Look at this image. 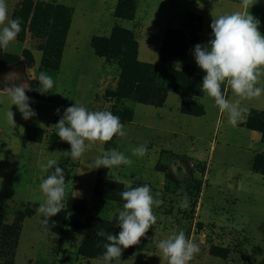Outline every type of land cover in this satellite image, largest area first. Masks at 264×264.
Listing matches in <instances>:
<instances>
[{"label":"rangeland","instance_id":"rangeland-1","mask_svg":"<svg viewBox=\"0 0 264 264\" xmlns=\"http://www.w3.org/2000/svg\"><path fill=\"white\" fill-rule=\"evenodd\" d=\"M162 3L171 0H7L10 18L21 20L22 31L6 50L0 49V264H100L108 241L96 233L120 232L109 226L118 222L125 203L121 192L126 189L117 178L131 179L133 187L146 184L163 201L154 208L157 223L139 245L123 250L121 264H167L157 243L181 230L200 247L190 264H264V119H259L264 95L242 101L248 112L236 125L207 95V112L199 105L207 117L194 118L201 117L193 114L194 95H183L188 86L195 93L196 81L185 78L193 70L176 65L186 50H194L196 37L186 34L177 41L180 33L168 30L167 63H161L155 48L150 52L153 64L139 60V43L142 54L146 41L160 36L153 27L179 26L158 7ZM254 3L247 11L260 21L264 34V0ZM237 7L223 11L230 14ZM214 12L221 11L210 12L211 23ZM175 70L184 74L174 77ZM40 72L54 80L43 94L37 91ZM10 73L18 75L15 83L26 82L30 107L37 113L32 119L25 120L7 99L5 89L17 79L4 80ZM258 86L264 87V78ZM152 87L177 93L167 104L169 120L175 121H162L159 108L167 99L161 107L138 101L137 94ZM229 91L228 99H239ZM180 95L181 112L175 99ZM75 103L112 112L127 135L96 142L79 160L64 156L71 146L53 126ZM11 108L15 125L5 117ZM141 144L147 145V154L131 156V149ZM113 148L133 164L95 169V159ZM249 151L257 154L252 181L244 177ZM49 158L63 169L67 187L61 213L45 227L36 210L44 200L39 185L54 171L40 170ZM241 179L244 192L238 193ZM185 194L188 207L181 208ZM142 245L137 254H126Z\"/></svg>","mask_w":264,"mask_h":264},{"label":"clouds","instance_id":"clouds-1","mask_svg":"<svg viewBox=\"0 0 264 264\" xmlns=\"http://www.w3.org/2000/svg\"><path fill=\"white\" fill-rule=\"evenodd\" d=\"M254 5V0H242L244 11L213 17V38L207 45L197 44L194 48L196 63L206 73L201 91L214 101L221 114H227L228 123L232 125L241 121L248 112L242 101L264 95V87L258 86L264 78V34L260 31V21L247 11ZM21 31V20L10 18L7 0H0V49L6 50L17 40ZM12 76L17 79L5 89L7 99L12 107L18 108L25 120L32 119L37 113L30 107L32 101L26 95V82L15 83L19 79L16 73L8 74L4 80ZM38 80L41 88L37 91L41 94L54 87L53 78L46 72H40ZM229 90L239 99H228ZM192 99L197 103L201 102L200 97L193 96ZM57 112L59 113V110ZM5 117L9 123L15 125L12 108L6 111ZM53 127L57 129L56 135L60 140L71 146L70 151H64L62 154L70 156L74 161L79 160L96 142L103 144L110 142L114 137L127 135L118 116L110 111H90L79 103L65 109L63 117ZM147 152V145L141 144L131 149V156L142 158ZM57 164L55 158H49L46 163L40 165V170L44 173L54 168L39 185L44 200L36 211L38 215L43 216L41 223L45 227L49 224V218L52 219L61 213L66 197L64 171ZM132 164L130 156L114 148L103 151L94 161L95 169H113ZM117 182L123 184L126 189L121 192L125 203L123 210L118 214L117 226L120 232L118 235L96 233L108 241L104 245L106 251L98 258L100 264H112V261L121 264L123 250L141 243L157 223L154 208L163 204L158 198L160 193L157 192L154 196L146 184L133 187L131 179L121 178H117ZM179 206L188 207L187 194ZM157 248L167 264H190L200 252L199 245L182 230L159 240Z\"/></svg>","mask_w":264,"mask_h":264},{"label":"crops","instance_id":"crops-1","mask_svg":"<svg viewBox=\"0 0 264 264\" xmlns=\"http://www.w3.org/2000/svg\"><path fill=\"white\" fill-rule=\"evenodd\" d=\"M212 1L213 0H171L170 5H166L164 3L159 5L158 7L160 9H162L165 14L169 15L171 20H173L175 23H177V20H178L179 26H174L173 28L160 27L157 29H155L153 27V30L159 32L160 36L157 39H155V38L150 39L149 38L147 40L146 38L145 39L142 38L144 40H147L146 41L147 45L144 46V50H143L144 53H142L143 54L142 55L141 54V46H140L141 43H139L140 44L139 45V60L141 62H144V63L153 64L150 60V58H151L150 52H151V48H155V54L156 55L158 54L161 63H163V61L161 60V51H162V48H163L164 43H165L167 31L168 30H183L184 25H185V21H186V17L188 15H196V16H200L202 18V21H203L202 30H201V33L199 34V43L198 44L207 45L209 43L210 39L213 38L212 29H211V21H210L211 17L209 16L211 11H221L217 15L214 12V15H213L214 17H218L220 15L226 14V12H224L223 10H225L226 8H228L229 6H232V5L238 6L236 11H244V9L241 6L242 0H214V2H212ZM196 9H198V10H196ZM151 20H153V19H151ZM148 22L149 21H147V23ZM151 22H153V21H151ZM154 25H156V23ZM70 36H71V31H70L69 36L67 38V44L69 42V39L71 38ZM141 56H143V58H141ZM154 65H156V64H154ZM181 66H182V68L185 66H191L194 69L195 73L201 77H204L206 75V73L202 69H200L196 63L195 56H194V50L191 52H188L187 57H186V62L185 63H178L176 65V68L181 69ZM229 92H228V94H229ZM174 94H177V93L170 92L168 97H167V101L165 103V106L163 108H159L161 115H164V117L162 118L163 119L162 121H165L166 118L169 120V118H170V113L167 110V104L169 103L171 96ZM199 97L201 98V102L200 103L196 102V103L198 105H200L201 107H203L205 112H207V109H206L207 106L203 102V101L207 100L206 94H204V96H199ZM175 99H176L177 104H178V110L180 111L181 106L183 104V97L180 95L179 97H177ZM212 102H214V101L212 100ZM214 106H216V105H214ZM251 110H254V109H251ZM257 111H259V110H257ZM260 112H264V111H260ZM206 117H207V113L201 117H194V118H197V119L200 118V120H201V119L206 118ZM171 120L175 121V119H171ZM171 120H169L168 123H171L172 122ZM208 120H210V118H208ZM255 137L257 138V136H255ZM252 144L253 143L250 141L249 146L253 148ZM255 146L257 147V145H255ZM256 155L257 154H255V152H250V154L248 156V161H247L248 166L246 167V169L244 168V174H245L244 177L247 178L248 181H252L251 178H256L255 176H257V174L254 175L253 171H251V163L254 159V156H256ZM237 173L238 172H236V174ZM241 181L238 183V187H237L238 193L244 192L243 180L241 179Z\"/></svg>","mask_w":264,"mask_h":264},{"label":"trees","instance_id":"trees-1","mask_svg":"<svg viewBox=\"0 0 264 264\" xmlns=\"http://www.w3.org/2000/svg\"><path fill=\"white\" fill-rule=\"evenodd\" d=\"M214 1V0H213ZM38 3L37 4H34L33 5V8L35 11L38 10ZM119 18H122V16H117ZM189 17V18H188ZM202 18L200 16H196V15H188L187 18H186V21H185V25H184V29L183 30H170V31H173V32H179L180 34L176 37H178V40L177 41H180L181 36L182 35H194L196 37V40L199 42V34L201 33V30H202ZM169 32V31H168ZM168 32L166 34V37L168 35ZM66 39V38H65ZM165 42H166V38H165ZM198 42H196L195 44H197ZM164 46H165V43H164ZM164 46L162 48V51H161V60L163 61V63H167L165 62V58H164V54H163V49H164ZM95 49L97 50V44L95 43ZM188 52H191V50H186L185 51V54L183 57H181L178 61V63H185L186 62V57H187V54ZM98 53V51H97ZM150 68H153L152 66H149ZM185 70L191 72V70H193V72H191L190 74L187 73L185 74V78L188 79L189 81H196V85H194V89H195V93L194 92H191L189 90V86L186 87L183 95L185 96H190V95H194V96H203V92L201 91V87H202V82H203V78L204 77H201L199 75H197L194 71V69L191 67V66H185ZM161 66H159V70H161ZM172 74L174 77H177L179 75H182L184 74V70L181 71V70H175V71H172ZM193 83V82H192ZM169 92H162L158 87H152V88H148L145 95H139L137 94L138 96V101L140 103H143V104H146V105H153V106H157V107H161L166 99H167V95H168ZM184 105V104H183ZM194 107V112L193 114L196 115V116H203L204 115V112L203 110L201 109V107L195 103V105H193ZM259 119H264V112H259ZM264 121V120H262ZM248 123H251V125L253 124L252 123V119H251V116L249 115L248 117ZM258 159L255 160L254 164H253V167L254 169L257 167L258 165ZM110 227L112 228H117V221H114L111 225H109ZM148 243V241L145 242V244ZM145 247V245H142L141 246V249L139 247L135 248V249H132L130 252H127L126 254L127 255H132V254H137L138 252L142 251V249Z\"/></svg>","mask_w":264,"mask_h":264}]
</instances>
